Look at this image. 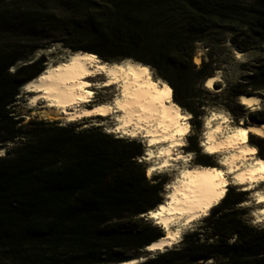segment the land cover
Wrapping results in <instances>:
<instances>
[{"label": "trees", "instance_id": "16d2710c", "mask_svg": "<svg viewBox=\"0 0 264 264\" xmlns=\"http://www.w3.org/2000/svg\"><path fill=\"white\" fill-rule=\"evenodd\" d=\"M212 27L234 30L242 50L264 51V0H0V264L142 257L163 236L146 217L163 203L167 183L148 178L140 143L93 128L23 123L12 109L21 87L44 71V58L10 69L55 43L103 60L131 59L152 67L191 110L185 88L211 77L196 70L195 43ZM241 65L237 96L264 92V56ZM244 198L228 188L178 247L141 264H264V227L244 219Z\"/></svg>", "mask_w": 264, "mask_h": 264}, {"label": "bare ground", "instance_id": "6f19581e", "mask_svg": "<svg viewBox=\"0 0 264 264\" xmlns=\"http://www.w3.org/2000/svg\"><path fill=\"white\" fill-rule=\"evenodd\" d=\"M234 54L238 59L243 56L240 51ZM200 61L195 58L197 64ZM220 81L218 76L208 77L205 87L217 90L214 84ZM96 89L109 90V100L96 101ZM21 90L29 94L28 105L40 109L45 119L73 123L113 116L107 133L132 140L142 138L147 143L149 177L160 168L177 172L175 180L168 183L163 203L147 214L162 228L163 236L145 250L153 253L171 249L183 239L186 227L196 218L207 216L232 185L253 193L258 206L253 215L264 218V190L260 187L264 183V159L256 157V148L248 144L251 135L264 139V124L242 121L226 132L229 121L223 111L204 118L202 146L206 154H218L217 163L222 168L194 166L190 156L180 152L191 132L192 115L173 100L171 86L154 77L148 65L130 59L106 63L96 54L77 51L48 62L44 71ZM238 101L255 111L261 109L264 100L259 95L241 94ZM35 113L33 109L30 116ZM4 152L0 149V156ZM144 261L139 257L122 264Z\"/></svg>", "mask_w": 264, "mask_h": 264}, {"label": "rangeland", "instance_id": "374dc122", "mask_svg": "<svg viewBox=\"0 0 264 264\" xmlns=\"http://www.w3.org/2000/svg\"><path fill=\"white\" fill-rule=\"evenodd\" d=\"M249 1V0H244ZM235 31L226 27H212L208 31L202 33L199 36L198 41L195 43V53L193 58V63L196 66V70H199L202 67H205L206 74L210 76H218L221 79L220 82L215 83V87L217 90L208 89L205 87V80L207 77L202 79H195L190 88H185L188 92L189 96V106L191 110L183 108L185 111L189 112L192 115V119L190 120L191 132L190 135L185 138L186 146L180 149L186 156H190L192 165L194 166H217L218 168H222L217 162L219 161L218 154L208 155L205 153V149L202 146L203 143V135H204V120L213 115L216 111H223L228 117V123L225 124V131L227 132L230 129H233L240 125V123H255L258 121H253V118L257 113L264 114V101L261 105L260 110H251L242 106L238 101L237 93L232 89L233 86L237 84H241L243 81L244 70L242 68L243 63H252L258 57L264 56V51L261 49H251V50H242L237 44L234 43L233 38L235 36ZM235 51H240L243 53L242 58H236L234 54ZM74 53L69 47L64 44H53L46 48L36 50L33 55L27 59L19 61L10 71H15L20 64L24 61H35L37 58H44L43 68L47 67L48 62L55 60L60 55H67ZM199 58L201 61L199 64L195 62V58ZM52 58V59H51ZM55 58V59H54ZM100 61L106 63H115L121 62L119 60H103L98 56ZM126 60V59H125ZM131 60V59H130ZM134 61V60H133ZM150 67V66H149ZM153 73V76L161 79L155 72V70L150 67ZM163 80V79H161ZM164 81V80H163ZM166 82V81H165ZM116 89L115 86H112ZM22 88V87H21ZM247 92H251L250 89H247ZM94 98L98 102H104L109 100V90L105 89H96ZM27 94V93H26ZM23 94L22 90H19V95L17 96V100L14 104L12 111L14 112L15 117L23 118L24 122L27 123L30 120H44L47 122H56L59 125L63 126H73L78 127L79 130L85 129H98L101 132L109 134L106 132V128L113 124V116H110V119H106L105 117H94V118H84L80 121H76L73 123H67L64 120H49L45 119L40 114V109L32 107L28 105L29 96ZM26 95V97H25ZM255 95H259L264 100V92L256 93ZM174 100V97H173ZM182 108V107H181ZM35 109L36 113L30 116V113ZM39 110V111H38ZM195 112V113H194ZM205 118V119H204ZM112 119V121H111ZM229 126V127H228ZM224 131V133H225ZM114 138L123 139L126 141H135L140 143L143 148V154L139 157V162L143 163L146 174L148 176V170L151 166V161H146L148 157H146V149L147 143L142 138H137L135 140L128 138H121L120 135L117 134H109ZM259 137L251 135L248 139V144L256 148L257 152L255 153L256 157L262 158V154H264L263 147L264 142H262ZM258 144H260L258 146ZM157 149V148H156ZM6 154V150L3 149ZM146 151V152H145ZM177 176V172L171 169L164 170L163 168L155 171L149 179H154L156 177L166 178L167 183L163 188V198L165 200V195H167V187L168 183L173 182L175 177ZM260 187L264 190V183L260 185ZM235 192H243L245 194L244 202L240 204L241 209L245 211L244 219L247 220L253 226L264 227V218L258 219L253 215V211L258 208L255 205L253 199L255 196L253 193L246 191L243 186H235L232 185L229 187ZM211 212H209L210 214ZM208 214V215H209ZM206 216H200L192 221L185 230V234L192 232L194 229L198 228L202 221ZM147 219H150L148 216ZM152 220V219H150ZM156 222L155 220H152ZM182 237V238H183ZM183 239H180L171 249H174L180 245V242ZM148 252V254L143 255L145 258H153L161 252ZM141 264V263H140Z\"/></svg>", "mask_w": 264, "mask_h": 264}, {"label": "water", "instance_id": "95a60500", "mask_svg": "<svg viewBox=\"0 0 264 264\" xmlns=\"http://www.w3.org/2000/svg\"><path fill=\"white\" fill-rule=\"evenodd\" d=\"M240 96V95H239ZM238 96V98H239ZM254 124H264V122H255ZM3 150V149H2Z\"/></svg>", "mask_w": 264, "mask_h": 264}, {"label": "snow or ice", "instance_id": "6c2138e0", "mask_svg": "<svg viewBox=\"0 0 264 264\" xmlns=\"http://www.w3.org/2000/svg\"><path fill=\"white\" fill-rule=\"evenodd\" d=\"M254 151V150H253ZM262 199H264V197H262ZM153 247H156V245H153Z\"/></svg>", "mask_w": 264, "mask_h": 264}, {"label": "clouds", "instance_id": "9594fccd", "mask_svg": "<svg viewBox=\"0 0 264 264\" xmlns=\"http://www.w3.org/2000/svg\"><path fill=\"white\" fill-rule=\"evenodd\" d=\"M122 264V263H121Z\"/></svg>", "mask_w": 264, "mask_h": 264}]
</instances>
